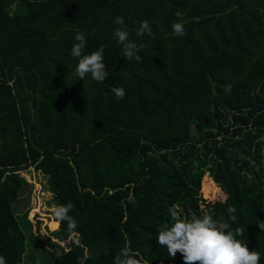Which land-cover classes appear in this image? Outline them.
I'll list each match as a JSON object with an SVG mask.
<instances>
[{"label":"trees","instance_id":"16d2710c","mask_svg":"<svg viewBox=\"0 0 264 264\" xmlns=\"http://www.w3.org/2000/svg\"><path fill=\"white\" fill-rule=\"evenodd\" d=\"M177 11L184 14L183 37L172 30ZM141 21L152 36L136 35ZM117 27L144 45L142 62L123 57ZM77 31L85 33V54L105 49V84L73 75ZM110 85L123 87L125 97L118 100ZM30 168L46 178L54 206L73 205L75 227L58 221L45 244L59 253L42 264H78V257L113 264L124 247L147 264H184L156 239L172 223L173 205L186 218L225 220L234 206L232 228L244 229L238 239L264 264V0H0L6 264L23 262L27 239L46 253L27 211L23 230L13 209L31 191L21 175ZM215 184L226 199L202 206L200 189L208 199Z\"/></svg>","mask_w":264,"mask_h":264},{"label":"clouds","instance_id":"9594fccd","mask_svg":"<svg viewBox=\"0 0 264 264\" xmlns=\"http://www.w3.org/2000/svg\"><path fill=\"white\" fill-rule=\"evenodd\" d=\"M176 16L179 22L172 24L174 35L183 37L186 35L184 14L177 11ZM116 25H124L123 17H116ZM147 34L152 36V29L148 21H141L136 35L143 36ZM117 42L122 45L126 61L142 62V57L138 52L144 47L143 44L129 39V31L126 27H117L113 33ZM76 43L71 48V56L78 60L73 75L79 80H84L87 76L96 81L98 84H105L109 76L106 64L104 62L103 47L90 54H85L86 37L85 33L77 31L74 37ZM109 91L119 99L126 95L123 87L109 86ZM231 91V85L225 89ZM32 169V168H30ZM226 199V198H225ZM129 201L135 205L138 201L130 196ZM221 202H224L221 200ZM73 205L69 202L66 205L54 206L52 214L58 221H68L75 227L74 221L69 216ZM172 223H164L158 230L156 239L160 246L166 247L168 255L175 258L179 252L184 264H260L261 254L256 250H249L247 244L241 239L244 235L242 227L232 228V223L237 220L236 208L229 205L227 208L228 220L223 216L214 218L212 215L205 213L202 216L186 218L177 209L175 205L168 209ZM231 223H230V222ZM77 246L83 247L79 233L73 231L71 234ZM138 254L132 252L129 247L121 248L119 253L114 257L113 264H147V261L137 258ZM85 257H78V264H85ZM0 264H6V258L0 255Z\"/></svg>","mask_w":264,"mask_h":264},{"label":"rangeland","instance_id":"374dc122","mask_svg":"<svg viewBox=\"0 0 264 264\" xmlns=\"http://www.w3.org/2000/svg\"><path fill=\"white\" fill-rule=\"evenodd\" d=\"M10 7L13 8L14 3L10 4ZM21 175L29 184H31V191L30 193H26L23 197H21L19 201L13 204V209L16 212L19 225L23 230H26L27 228L24 225L22 216L23 213L27 211V219L32 224L31 232L38 238L39 241L44 242V249L46 251L45 255L42 257V255L36 253L37 251L34 250L33 244L29 239H27V248L25 253V255H27L23 257V262L21 264H42V259L54 258L59 253L55 248L45 244L46 239H53L52 233L59 227V222L56 218H54L51 211L54 207L55 202L53 201L52 194L46 190L47 180L42 174L35 173L33 169H29V172L23 171ZM206 175L211 179L210 174ZM216 187L218 189V192L215 195L212 194L208 199L204 197L200 189V195L203 201L202 206L225 200L226 195L224 194V192L218 185ZM53 223L57 224L55 228L51 227V224ZM61 245H63V243H61ZM32 254L35 255L34 258L28 259L30 255L32 256ZM45 264L50 263L47 262Z\"/></svg>","mask_w":264,"mask_h":264}]
</instances>
